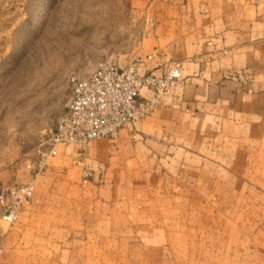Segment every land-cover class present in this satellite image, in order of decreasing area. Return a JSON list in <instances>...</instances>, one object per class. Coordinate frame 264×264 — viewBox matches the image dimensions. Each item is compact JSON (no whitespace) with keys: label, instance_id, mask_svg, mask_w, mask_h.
I'll return each instance as SVG.
<instances>
[{"label":"rangeland","instance_id":"rangeland-1","mask_svg":"<svg viewBox=\"0 0 264 264\" xmlns=\"http://www.w3.org/2000/svg\"><path fill=\"white\" fill-rule=\"evenodd\" d=\"M153 6V0H0V187L28 180L25 164L61 115L72 75L86 76L112 52L155 51L149 46ZM202 145H195L194 167L207 172L190 175L189 161L182 178L161 181L180 188L166 225L171 254L142 247L139 234L154 221L106 223L82 178L78 189L65 187L63 175L49 170L35 181V198L44 206L32 228L81 232L78 240L96 244L98 264H264V143H204L205 151ZM185 174L192 181L182 186ZM26 222L0 220V264L45 260L11 251L12 236ZM112 224L115 230L124 224L125 235L107 232ZM89 232L96 237L86 238Z\"/></svg>","mask_w":264,"mask_h":264},{"label":"crops","instance_id":"crops-1","mask_svg":"<svg viewBox=\"0 0 264 264\" xmlns=\"http://www.w3.org/2000/svg\"><path fill=\"white\" fill-rule=\"evenodd\" d=\"M153 3L150 49L160 52L163 61H183V85L152 116L136 124L135 135L122 129L115 139H99L90 145L85 163L93 175L82 181V188L92 195L91 202L105 211L102 217L106 223L154 221L153 227L139 234L142 247L171 254L175 248L166 246L164 240L173 233L166 225L180 188L161 181L182 178L189 161L190 175L207 172L204 167H194L199 141L204 151V143L208 148L213 142L264 143V0ZM235 69L243 70L242 83L225 78L227 71ZM149 95L142 90L139 100ZM174 99L177 108L171 105ZM204 151L201 156L207 158L209 153ZM53 159L56 162L49 166V173L63 175L65 187L78 189L81 168L72 163V157L61 148ZM185 180L182 186L192 177L185 174ZM35 200L20 215L27 222L12 236L10 246L12 252L44 255L45 260L34 258L18 264H73L80 260L98 264L96 244L78 240L83 237L81 232L32 228L36 209L44 206ZM58 212L62 214L61 209ZM124 226L115 230L112 224L107 232L125 235ZM84 236L96 237L91 232Z\"/></svg>","mask_w":264,"mask_h":264},{"label":"built area","instance_id":"built-area-1","mask_svg":"<svg viewBox=\"0 0 264 264\" xmlns=\"http://www.w3.org/2000/svg\"><path fill=\"white\" fill-rule=\"evenodd\" d=\"M182 70L183 61H163L157 51L133 57L112 52L98 60L86 76L72 75L61 115L38 144L34 158L25 164L28 180L0 187V220L13 226L36 203L35 181L48 170L59 148L81 168L83 182L91 178L93 170L85 163L89 146L99 139H115L122 129L135 135L136 124L152 116L183 85ZM224 76L244 81L241 70L227 71ZM142 90L150 95L139 100ZM171 105L178 107L176 99ZM3 253L0 245V255Z\"/></svg>","mask_w":264,"mask_h":264}]
</instances>
